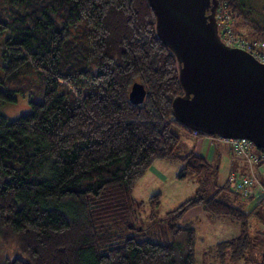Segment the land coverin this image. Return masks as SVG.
Here are the masks:
<instances>
[{
	"label": "trees",
	"instance_id": "16d2710c",
	"mask_svg": "<svg viewBox=\"0 0 264 264\" xmlns=\"http://www.w3.org/2000/svg\"><path fill=\"white\" fill-rule=\"evenodd\" d=\"M245 1L219 7L226 3L234 32L240 19L252 28L244 36L264 39ZM0 53V102L22 93L32 107L15 118L0 112V244L14 252L0 264H196V228L177 223L194 206L240 224L238 236L217 243L221 254L239 261L256 250L264 264V233L249 234L259 204L245 209L256 194L227 180L209 195L218 163L179 152L176 126L208 134L174 114L185 92L180 64L149 0H0ZM136 80L147 89L140 104L129 97ZM156 159H179L177 177L196 175L199 186L152 235L132 220L143 203L133 189ZM149 203L155 217L161 193Z\"/></svg>",
	"mask_w": 264,
	"mask_h": 264
},
{
	"label": "water",
	"instance_id": "95a60500",
	"mask_svg": "<svg viewBox=\"0 0 264 264\" xmlns=\"http://www.w3.org/2000/svg\"><path fill=\"white\" fill-rule=\"evenodd\" d=\"M156 28L180 64L184 94L175 116L208 135L247 138L264 149V62L226 44L216 11L219 0H149ZM147 89L134 81L129 97L144 102Z\"/></svg>",
	"mask_w": 264,
	"mask_h": 264
},
{
	"label": "rangeland",
	"instance_id": "374dc122",
	"mask_svg": "<svg viewBox=\"0 0 264 264\" xmlns=\"http://www.w3.org/2000/svg\"><path fill=\"white\" fill-rule=\"evenodd\" d=\"M246 8L251 11V16L258 22H264V0H246ZM223 3L221 6H226ZM236 19H234L235 21ZM237 24V23H236ZM239 33L251 35L252 28L248 23H243L239 19ZM220 29V26H219ZM3 58L0 53V71ZM28 96L22 93L17 94L14 102H0V112L9 118H15L20 114L31 110ZM175 129L180 135L179 152L181 154L195 151L210 157L218 163V169L209 173L210 187L208 194L211 195L216 190V185H224L232 170V153L226 143L220 142L215 136L196 135L180 126ZM234 154V153H233ZM236 154V153H235ZM237 156V155H236ZM246 160V158H245ZM179 159H156L144 175L138 179L133 189V197L142 201L140 208L132 215L134 222H140V228L144 225L145 231L150 234L159 232L165 223L168 212L176 208L185 199L196 195L199 181L196 175H188L184 179H179L177 173L182 168ZM263 166L259 167L262 173ZM254 173H256L254 171ZM161 193V203L156 209V216L152 217L149 197L154 193ZM249 197V196H245ZM255 197L246 201L245 209L250 210L257 206V213L250 218L249 234L256 235L258 232L264 233V203H259ZM142 222V223H141ZM191 223L196 228V264H257L260 260L256 250H249L245 253V258L233 261L230 251L219 252L217 243L223 240L238 236L241 232L240 224L228 217L212 216L201 206H194L187 210L185 214L177 220L178 224ZM128 226H133L132 222ZM13 255V251L0 244V255Z\"/></svg>",
	"mask_w": 264,
	"mask_h": 264
},
{
	"label": "built area",
	"instance_id": "2783aa9c",
	"mask_svg": "<svg viewBox=\"0 0 264 264\" xmlns=\"http://www.w3.org/2000/svg\"><path fill=\"white\" fill-rule=\"evenodd\" d=\"M216 17L220 26V35L222 40L230 45L245 49L252 53L261 62H264V39L246 37L240 33H236L230 26L231 18L227 13V10L220 6L217 9ZM196 133V132H195ZM220 142L226 143L230 148L238 155L243 156L249 162L250 166L260 159L264 161V151L259 156L256 152L257 146L247 138H228L224 136H216ZM232 187L240 192L244 196H248L252 193L256 194V200L264 197V189L260 188L257 192L255 184L257 176L252 169L250 173L244 172H231L228 177Z\"/></svg>",
	"mask_w": 264,
	"mask_h": 264
},
{
	"label": "crops",
	"instance_id": "0c3cea01",
	"mask_svg": "<svg viewBox=\"0 0 264 264\" xmlns=\"http://www.w3.org/2000/svg\"><path fill=\"white\" fill-rule=\"evenodd\" d=\"M227 147L230 149V151L232 153L231 154L232 155V170L231 171L235 170L237 172L249 173V172H251L250 169L251 170L255 169L257 175L259 176V178L264 183V170H262V173L259 172V167L263 166V168H264V164H255L254 166L251 167L250 164L247 162V160H245V158L243 156L235 154V152L230 148V146H227ZM259 189H260L259 186H257L256 187L257 192ZM261 203H264V201H262Z\"/></svg>",
	"mask_w": 264,
	"mask_h": 264
}]
</instances>
